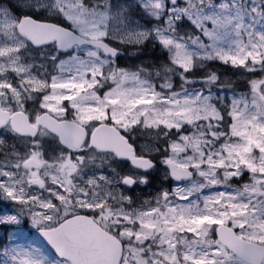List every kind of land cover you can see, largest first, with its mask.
I'll return each instance as SVG.
<instances>
[{
	"label": "snow or ice",
	"instance_id": "obj_1",
	"mask_svg": "<svg viewBox=\"0 0 264 264\" xmlns=\"http://www.w3.org/2000/svg\"><path fill=\"white\" fill-rule=\"evenodd\" d=\"M0 201V264H264V0H0Z\"/></svg>",
	"mask_w": 264,
	"mask_h": 264
},
{
	"label": "rangeland",
	"instance_id": "obj_2",
	"mask_svg": "<svg viewBox=\"0 0 264 264\" xmlns=\"http://www.w3.org/2000/svg\"><path fill=\"white\" fill-rule=\"evenodd\" d=\"M137 191H139V189ZM145 191L146 192L147 191H151V189H145ZM10 211H11V209H10V206L7 204V202H6V205H4L3 207L0 208V214L5 213V212H10ZM24 223H25V220H23L21 225L19 226L20 227V234H21V237H22L20 242H24L25 239H33V238H35L33 236V232L31 231V230H34V229L32 228L30 222L27 220V224L24 225Z\"/></svg>",
	"mask_w": 264,
	"mask_h": 264
},
{
	"label": "flooded vegetation",
	"instance_id": "obj_3",
	"mask_svg": "<svg viewBox=\"0 0 264 264\" xmlns=\"http://www.w3.org/2000/svg\"><path fill=\"white\" fill-rule=\"evenodd\" d=\"M143 194V193H142ZM4 205H6V202H3V201H0V208L1 207H3ZM27 224V220L25 219V223H24V225H26Z\"/></svg>",
	"mask_w": 264,
	"mask_h": 264
},
{
	"label": "trees",
	"instance_id": "obj_4",
	"mask_svg": "<svg viewBox=\"0 0 264 264\" xmlns=\"http://www.w3.org/2000/svg\"><path fill=\"white\" fill-rule=\"evenodd\" d=\"M3 235V230H0V236H2Z\"/></svg>",
	"mask_w": 264,
	"mask_h": 264
}]
</instances>
